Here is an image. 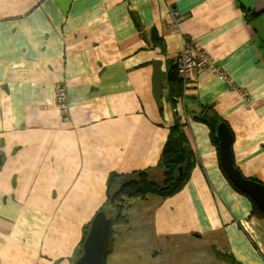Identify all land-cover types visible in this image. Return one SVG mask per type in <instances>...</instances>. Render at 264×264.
I'll use <instances>...</instances> for the list:
<instances>
[{
	"label": "crops",
	"instance_id": "1",
	"mask_svg": "<svg viewBox=\"0 0 264 264\" xmlns=\"http://www.w3.org/2000/svg\"><path fill=\"white\" fill-rule=\"evenodd\" d=\"M184 41L227 80L204 65L175 98ZM181 99L194 163L172 195L134 201L104 264H264V217L194 119L211 106L234 165L264 185V0H0V264H73L109 173L158 165Z\"/></svg>",
	"mask_w": 264,
	"mask_h": 264
},
{
	"label": "trees",
	"instance_id": "2",
	"mask_svg": "<svg viewBox=\"0 0 264 264\" xmlns=\"http://www.w3.org/2000/svg\"><path fill=\"white\" fill-rule=\"evenodd\" d=\"M250 14L253 16L254 12H250ZM170 78L174 80L172 95L176 98L182 91V83L174 70L170 74ZM194 119L208 126L211 141L216 142L215 130L223 120L215 115L212 107L205 104L202 113L195 116ZM179 120L176 114V121L161 150L158 165L129 172L113 170L109 173L106 179L105 201L98 209L104 210L107 215L113 217L111 229L104 243L102 264H104L106 256L112 251V240L116 229L119 225L127 223L126 210L134 201L144 199L149 194H158L161 197L172 195L180 188L188 175L194 163L193 155L195 156V154L185 139L186 136L183 131L185 125ZM179 168L180 170H178ZM159 171L161 176L156 175ZM252 206L251 213L264 217V211L255 202ZM88 225L89 222L83 228L84 236Z\"/></svg>",
	"mask_w": 264,
	"mask_h": 264
},
{
	"label": "water",
	"instance_id": "3",
	"mask_svg": "<svg viewBox=\"0 0 264 264\" xmlns=\"http://www.w3.org/2000/svg\"><path fill=\"white\" fill-rule=\"evenodd\" d=\"M160 61L154 64L153 70V92L158 104L161 97L167 93L162 90V82L166 73L159 66ZM218 141L220 161L223 170L235 187L250 196L259 208L264 211V185L251 178L245 177L234 165L231 153V132L226 123L221 122L215 130ZM113 222L112 215H107L104 210H98L91 218L87 232L84 236L81 254L73 264H102L104 243Z\"/></svg>",
	"mask_w": 264,
	"mask_h": 264
},
{
	"label": "built area",
	"instance_id": "4",
	"mask_svg": "<svg viewBox=\"0 0 264 264\" xmlns=\"http://www.w3.org/2000/svg\"><path fill=\"white\" fill-rule=\"evenodd\" d=\"M172 13L174 15H177L176 12ZM204 65H207L208 70L219 77L222 80H227V75L226 73L221 69L220 66L216 65L213 60L209 57V54L206 52H200L198 54H193L191 51V45L190 43L184 41V43L181 46V49L178 51L176 55V60L174 64V70L177 74V77L182 83V93L184 94L186 88L190 84V79H191V74L203 67ZM241 94H245L242 91H239ZM244 99H247L246 94L243 97ZM54 100L57 105V108L59 111L62 113L64 120L67 122L69 120V104H68V99H67V94L64 91L63 87L58 85L56 87V93L54 94ZM181 102V107L183 111V116H182V123L185 126H188L189 124V118L184 112L185 105L182 101Z\"/></svg>",
	"mask_w": 264,
	"mask_h": 264
}]
</instances>
